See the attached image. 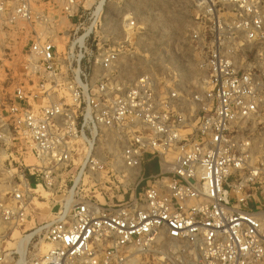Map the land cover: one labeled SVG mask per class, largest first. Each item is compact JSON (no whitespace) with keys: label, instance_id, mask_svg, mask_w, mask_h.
I'll list each match as a JSON object with an SVG mask.
<instances>
[{"label":"built area","instance_id":"built-area-1","mask_svg":"<svg viewBox=\"0 0 264 264\" xmlns=\"http://www.w3.org/2000/svg\"><path fill=\"white\" fill-rule=\"evenodd\" d=\"M191 1L190 68L146 65L131 78L127 46L86 53L102 10L61 0L71 42L90 33L63 61L51 41L32 42L27 67L40 84L0 97L3 136L37 162L0 191V264L41 192L58 212L30 229L27 242L46 250L28 264H264V168L248 132L264 113V0ZM0 16L47 20L32 0H0ZM124 29L137 30L132 14Z\"/></svg>","mask_w":264,"mask_h":264},{"label":"rangeland","instance_id":"rangeland-1","mask_svg":"<svg viewBox=\"0 0 264 264\" xmlns=\"http://www.w3.org/2000/svg\"><path fill=\"white\" fill-rule=\"evenodd\" d=\"M98 1L75 0L74 9H77L79 13L87 10L92 12ZM61 3V0H32L33 8L46 16L47 20L44 25L23 21L10 23L6 17L0 16V97L4 101L11 99L14 91L19 87L27 92L35 89L37 83L40 84L39 75L34 76L28 69V59L24 52L19 53V51L12 54L10 49H2L3 40L12 42V39L7 37V33H18L20 50L32 42L51 41L55 46L56 57L61 61L66 58L75 22L67 19V14L61 9ZM103 4L100 17L101 30L90 33L86 45V53L89 57H95L101 52L122 44L134 54L137 69L132 73L131 78L143 70L146 65L148 67L162 65L165 69L176 66L190 68L191 64L188 61L191 59V55L188 50V34L193 20L191 0H105ZM174 11L177 17L170 19L169 14ZM129 14H132L137 26L133 36L126 35L124 32L125 20ZM98 21L99 19L96 21V25H98ZM91 23L92 20L85 25V29ZM83 33L84 31H80L78 36ZM99 40L101 41L97 46ZM86 53L75 50L73 55L83 54L87 57ZM248 132L253 142L252 159L253 161L261 160L264 168V113L260 119L249 126ZM22 144L23 142L11 141L3 136L0 123V191H7L14 184H19L15 175L21 166L37 165L31 156L21 155L18 152V148L23 146ZM28 180L31 183L33 178L29 177ZM41 194L46 197V201L40 199L33 201L34 222L19 231L10 230L7 234L8 237L1 243L2 251L11 253L3 264H18L19 260L22 264H28L31 258L40 257L45 252L46 246L42 241L36 239V241L27 242L30 237L27 235L33 232L30 231L31 228L49 222L58 212L56 207L49 206L47 194L43 192ZM58 199V197H53L51 202ZM11 235L15 240L9 238ZM24 236L26 237L23 238ZM21 239L25 240L22 242V251L20 252L17 247L19 241H22ZM13 251L20 253V257L17 254L13 255Z\"/></svg>","mask_w":264,"mask_h":264},{"label":"crops","instance_id":"crops-1","mask_svg":"<svg viewBox=\"0 0 264 264\" xmlns=\"http://www.w3.org/2000/svg\"><path fill=\"white\" fill-rule=\"evenodd\" d=\"M34 33L36 34V32L34 31ZM7 37H10V39H12V42L9 41H4L2 42V49H10L12 51V54H14L15 52H19V53H23L26 57V53H27V48L29 46V44H27L23 50H20V39H19V35L18 33H7ZM18 35V36H16ZM55 55H56V50H55ZM157 167L155 165V163H149L147 165L144 166V172L145 173H152V172H156Z\"/></svg>","mask_w":264,"mask_h":264},{"label":"bare ground","instance_id":"bare-ground-1","mask_svg":"<svg viewBox=\"0 0 264 264\" xmlns=\"http://www.w3.org/2000/svg\"><path fill=\"white\" fill-rule=\"evenodd\" d=\"M103 2L105 3V0H99L98 1V6H97V4H96V9H97V12H99L100 10H101V8L103 7L102 5H104L103 4ZM165 9V8H164ZM170 13V12H169ZM175 13V11L174 12H172L171 14H169V18L171 19V18H173V19H176V14H174ZM166 16V15H165ZM179 17V16H178ZM166 18V17H165ZM169 18H167V19H169ZM170 19H169V21H170ZM163 21V20H162ZM165 21V20H164ZM166 21H168V20H166ZM171 22V21H170ZM165 23V22H164ZM177 23V22H176ZM178 24V23H177ZM170 25V24H169ZM176 25V24H175ZM174 25V26H175ZM169 27V26H168ZM176 27V26H175ZM88 34L90 33V31L88 30V32H87ZM87 33H84V34H82V35H80L75 41H77V42H82L83 40H84V38L88 35ZM75 41H73V42H71V46L74 44V42ZM22 241L20 242L19 241V244H18V247H17V250H19L20 252L22 251V245H23V243L22 242H24L23 240H25V239H21Z\"/></svg>","mask_w":264,"mask_h":264},{"label":"trees","instance_id":"trees-1","mask_svg":"<svg viewBox=\"0 0 264 264\" xmlns=\"http://www.w3.org/2000/svg\"><path fill=\"white\" fill-rule=\"evenodd\" d=\"M31 184L33 185L34 184V181H31Z\"/></svg>","mask_w":264,"mask_h":264}]
</instances>
